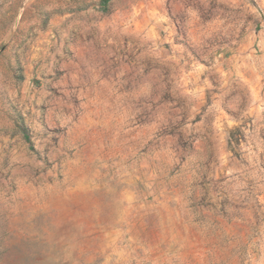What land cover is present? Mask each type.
<instances>
[{"label":"rangeland","instance_id":"1","mask_svg":"<svg viewBox=\"0 0 264 264\" xmlns=\"http://www.w3.org/2000/svg\"><path fill=\"white\" fill-rule=\"evenodd\" d=\"M100 2L0 0V264H264V0Z\"/></svg>","mask_w":264,"mask_h":264},{"label":"crops","instance_id":"2","mask_svg":"<svg viewBox=\"0 0 264 264\" xmlns=\"http://www.w3.org/2000/svg\"><path fill=\"white\" fill-rule=\"evenodd\" d=\"M74 13H72L73 15ZM58 22L61 21L57 17ZM56 30L47 28L40 32L41 44L34 45V50L30 53H21L19 56L20 79L15 83L8 84L7 88L15 96L21 106L26 109H34V106L45 105L48 110L45 113V121H47L52 114L60 110L53 106L56 97L53 94L55 90L61 87L64 90L67 86L77 85L79 81V69L66 67L62 69V74L56 76L57 69L53 66L58 56H60L61 44L57 42ZM56 36V37H55ZM52 51V52H51ZM40 52H43L42 54ZM40 81V82H37Z\"/></svg>","mask_w":264,"mask_h":264},{"label":"trees","instance_id":"3","mask_svg":"<svg viewBox=\"0 0 264 264\" xmlns=\"http://www.w3.org/2000/svg\"><path fill=\"white\" fill-rule=\"evenodd\" d=\"M100 1H101L100 3H103V4L107 3V0H100Z\"/></svg>","mask_w":264,"mask_h":264}]
</instances>
